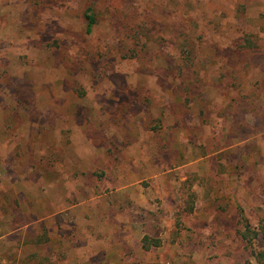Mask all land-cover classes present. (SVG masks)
<instances>
[{"label": "rangeland", "instance_id": "rangeland-1", "mask_svg": "<svg viewBox=\"0 0 264 264\" xmlns=\"http://www.w3.org/2000/svg\"><path fill=\"white\" fill-rule=\"evenodd\" d=\"M239 210L264 218V0H0V264H257Z\"/></svg>", "mask_w": 264, "mask_h": 264}, {"label": "trees", "instance_id": "trees-1", "mask_svg": "<svg viewBox=\"0 0 264 264\" xmlns=\"http://www.w3.org/2000/svg\"><path fill=\"white\" fill-rule=\"evenodd\" d=\"M96 2L93 1V3L88 6L84 12V18L87 25V34H91L93 31V28L98 23V16L96 14V8H95ZM238 131H241V129H237ZM194 206L190 205L188 208L189 212L193 211ZM240 216L243 220V230L241 231V237L244 243H246V248H251L252 257L256 260L257 264H264V250L257 252L256 249H253L254 241H257L260 237L264 239V218L260 220L258 223L257 228H252L251 223L246 218V215L243 210H239ZM149 240V238H145L144 243ZM146 249H148L150 246H145Z\"/></svg>", "mask_w": 264, "mask_h": 264}]
</instances>
